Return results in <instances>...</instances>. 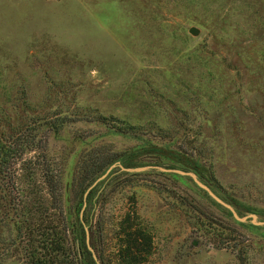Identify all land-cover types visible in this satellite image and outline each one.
I'll return each mask as SVG.
<instances>
[{
    "label": "rangeland",
    "instance_id": "obj_1",
    "mask_svg": "<svg viewBox=\"0 0 264 264\" xmlns=\"http://www.w3.org/2000/svg\"><path fill=\"white\" fill-rule=\"evenodd\" d=\"M29 138L82 264L84 227L98 264L129 227L150 236L140 264H264V226L159 169L264 221V0H0V146ZM92 149L114 161L76 192ZM12 188L0 176V264H21Z\"/></svg>",
    "mask_w": 264,
    "mask_h": 264
},
{
    "label": "trees",
    "instance_id": "obj_2",
    "mask_svg": "<svg viewBox=\"0 0 264 264\" xmlns=\"http://www.w3.org/2000/svg\"><path fill=\"white\" fill-rule=\"evenodd\" d=\"M15 143L14 140L0 146V176L9 182L11 189H15V196L8 197L7 201L14 209L12 219L20 238L21 264H82L86 252L82 235L74 224L65 217L62 219L56 169L46 160L34 168L38 161L32 138ZM96 150L87 151L77 161L73 176L76 192H83L114 161ZM18 160L20 164H17ZM24 163L28 166H23ZM36 182L42 186V194L31 198L24 189ZM150 244L149 234L140 228L124 229L121 244L117 246L116 263H142Z\"/></svg>",
    "mask_w": 264,
    "mask_h": 264
},
{
    "label": "water",
    "instance_id": "obj_3",
    "mask_svg": "<svg viewBox=\"0 0 264 264\" xmlns=\"http://www.w3.org/2000/svg\"><path fill=\"white\" fill-rule=\"evenodd\" d=\"M114 165H111L106 171L105 173ZM162 171H166V172H173V173H177L180 175H185L188 176L192 179V181L201 189H203L213 200H215L217 203H219L220 205H222L223 207H225L226 209H228L230 211V213L232 214V216L238 220V221H244L247 217H249V220L251 223L256 224V225H260V226H264V221H258L256 220V216L253 214H249L246 216H237L234 212V210L232 209L231 206H229L228 204L224 203L222 200H220L215 194H213L211 192V190L205 186L204 184H202L201 182L198 181V179L196 178V176L192 173V172H187V171H182V170H177V169H164V168H159ZM124 170H134V169H124ZM84 242L86 245L87 250L89 251L92 259L94 260L95 264H98L97 259H96V255L93 251V249L91 248V246L89 245V238H88V232L86 230V228L84 227Z\"/></svg>",
    "mask_w": 264,
    "mask_h": 264
}]
</instances>
